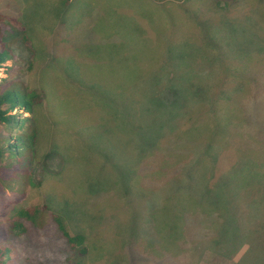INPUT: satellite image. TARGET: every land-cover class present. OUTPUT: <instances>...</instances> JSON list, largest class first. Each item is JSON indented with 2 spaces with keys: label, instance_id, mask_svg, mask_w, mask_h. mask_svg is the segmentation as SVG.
<instances>
[{
  "label": "rangeland",
  "instance_id": "1",
  "mask_svg": "<svg viewBox=\"0 0 264 264\" xmlns=\"http://www.w3.org/2000/svg\"><path fill=\"white\" fill-rule=\"evenodd\" d=\"M0 14L9 19L0 87L41 95L32 114L41 186L26 184L31 158L0 163L6 264H66L74 253L49 213L91 250L110 244L121 255L114 264H150L136 246L149 238L148 213L164 201L175 220L173 198L183 194L208 216L225 208L252 234L235 258L213 257L226 243L208 245L196 264H242L245 250L246 264H264V233L251 230L264 223V0H0ZM190 85L206 92L204 105L186 98ZM17 135L0 128V148ZM42 203L43 226L9 237L5 221ZM212 234L202 224L195 247ZM106 252L85 264H107Z\"/></svg>",
  "mask_w": 264,
  "mask_h": 264
},
{
  "label": "trees",
  "instance_id": "2",
  "mask_svg": "<svg viewBox=\"0 0 264 264\" xmlns=\"http://www.w3.org/2000/svg\"><path fill=\"white\" fill-rule=\"evenodd\" d=\"M5 20L9 21L8 18L0 14V33L2 24ZM10 21L14 20L11 19ZM23 42L27 47H29L27 44V38L23 37ZM1 53L2 47L0 44V64L2 63ZM30 54L33 55L32 51ZM181 73L182 72L178 73V77ZM183 76L184 74L182 73L181 77ZM168 91H173V89H168ZM185 94L186 98L189 99L191 97V104H197L201 102L200 97L202 98V95L206 94V92L202 91L200 88H196L195 85H190L189 87H187ZM40 97L41 95L34 90L27 91L23 86L22 88L20 87L11 89H3L2 87H0V128H3L9 133L14 128H16V130L18 131L15 143H10L12 136L4 139V142H8V146L4 148V150L0 148V163L2 160H4L3 157L5 156V154L8 155V161L11 160L6 165V167L8 168L11 164L19 165L23 161V158L28 157L29 160L31 158V161H29L30 164L28 169L29 181L26 182L27 186L29 187L41 186V182L36 181L37 172L33 168V164L36 159V127L33 124L34 122L32 117L33 107L37 105L36 103L39 101ZM173 105L175 106L176 103ZM202 105L204 104L202 103ZM249 107L250 106L248 105L245 111ZM244 108L245 107L241 108L240 110L244 111ZM16 109L22 110L23 114H28L29 116L24 117L23 115H12V113ZM185 110L186 109L182 111L181 115L186 114L185 112H188V110ZM183 126H185V128ZM192 126H195L194 122H192ZM182 127L184 129L181 131V141H183L182 133L186 132L185 130L187 129L188 125L184 124L182 125ZM179 129L181 130L182 128ZM190 138L192 139L196 137ZM188 142L190 143V140ZM49 155L51 157L54 155V153L51 152ZM162 163L163 165L161 167V170L167 167V161H162ZM19 179L24 180L22 178ZM161 179L166 180L167 177ZM4 181L5 179L0 176V186L4 185ZM11 190H13V187L11 188ZM181 197L183 198L181 199ZM190 197L192 198V200L186 205V195H178L173 198V208H176L175 220L168 221L171 211L169 206L165 204L164 201L161 202L159 207L154 208L153 211L148 213L150 215L149 226H147V231L150 232L149 238L146 241L144 240L141 243L137 244L136 246L141 247V252L143 253V255H150V258H152V260H150V264H196V262H198V258L204 255L202 249H206L208 245L224 247L223 244L226 243L227 248L225 252L219 254V252L221 251H217L218 247H216L217 249L215 250L212 249L213 253L216 254L213 255L214 258L219 256L218 259H223L225 261L226 259L230 260L231 257L235 258V256L240 253V250L245 248L244 246L242 247V245L244 244L246 239H249V237L252 236V234L246 232V226L241 225L240 228H238L235 220L233 221V215L226 212L225 208L224 211L220 212L217 211L214 207L210 208L214 209L213 211L215 212V214L213 216H208V213L201 212L204 209V204L201 203V201L195 200L194 197ZM216 198L220 200L219 197ZM61 199H63L62 196ZM164 199H167V197ZM204 211L206 210L204 209ZM46 212L49 213V207L43 203L42 205H31L27 208L19 209L11 219L5 221L8 227V236L14 237L15 235L19 236L26 233L27 226L29 225H31L32 227L43 226L45 222ZM222 214L225 217H222ZM177 215H179L178 219ZM49 216L51 221L54 223L59 235L65 240L69 249L74 253L67 258L66 264H85L86 261L89 262L87 260L89 253H99L102 251H107V264H114L121 260L120 254L119 256H113V252H108L110 251L108 250L111 246L110 244H108L107 249L103 243H99L95 248L91 250L90 248L85 246L86 238L82 233L70 232L61 216L54 213H49ZM226 216H228L231 220L230 223H232V226L230 227H227L228 219L226 218ZM206 221H208V224H206ZM202 224L206 225L207 228L215 231V234H212V236L208 239H202L204 241L203 244L200 248H197L195 247L198 243V239H196V236L199 233V230L202 228ZM251 230L255 232L254 236L259 235L260 233H264V223H261L257 227L252 226ZM219 231L220 234L218 233ZM195 232V239H193V235L195 234ZM114 241L117 243V239L114 238ZM11 249L12 248H10L8 245H0V264H6V262H10L8 261V257ZM247 252L248 251L245 250V254L239 258L242 264H246L243 257L252 255L251 253ZM189 253H194L192 255L193 260H189ZM111 257H113V259H111ZM261 263H264V261H261Z\"/></svg>",
  "mask_w": 264,
  "mask_h": 264
}]
</instances>
